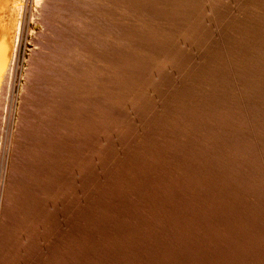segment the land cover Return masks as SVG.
<instances>
[{
	"label": "rangeland",
	"instance_id": "374dc122",
	"mask_svg": "<svg viewBox=\"0 0 264 264\" xmlns=\"http://www.w3.org/2000/svg\"><path fill=\"white\" fill-rule=\"evenodd\" d=\"M17 2L0 264H264V0Z\"/></svg>",
	"mask_w": 264,
	"mask_h": 264
},
{
	"label": "bare ground",
	"instance_id": "6f19581e",
	"mask_svg": "<svg viewBox=\"0 0 264 264\" xmlns=\"http://www.w3.org/2000/svg\"><path fill=\"white\" fill-rule=\"evenodd\" d=\"M18 3H20V2H17V0H0V82H1L3 74H5L4 71L6 69L7 62H9L8 61V56H9V51H10L9 42L11 41L10 35L12 34V30L11 29H12V24L14 23V21H13V11H14L15 8H17ZM16 21H17V19H16ZM16 25H17V23H16ZM15 37H16V35H15ZM14 47H15V45H14ZM2 86L3 85H1V87ZM0 95H2V93Z\"/></svg>",
	"mask_w": 264,
	"mask_h": 264
}]
</instances>
